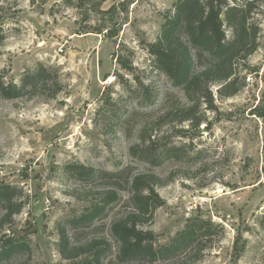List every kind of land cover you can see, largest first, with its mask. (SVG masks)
Returning <instances> with one entry per match:
<instances>
[{"label":"rangeland","instance_id":"rangeland-1","mask_svg":"<svg viewBox=\"0 0 264 264\" xmlns=\"http://www.w3.org/2000/svg\"><path fill=\"white\" fill-rule=\"evenodd\" d=\"M175 1L0 0L5 82L20 84L26 72L43 64L61 85L55 96L54 85L18 98L0 94V185L17 187L15 199L25 202L0 238L12 228L30 246L3 264H70L59 249L61 226L74 241L107 238L112 249L104 264H148L117 257L111 225L131 208L127 189L91 226L69 225L108 184L103 179L92 185L66 173L74 162L160 175L165 183L157 189L165 203L144 226L157 244L169 243L191 216L222 227L201 256L188 253L154 264H264V117L253 113L257 105L264 107V0L250 14L260 29V46L239 61L240 91L221 97L216 84L211 87L216 108L200 107L206 120L199 127L175 123L188 129L184 136L171 135L174 123L160 129L172 143L186 146L187 157L154 166L130 154L146 122L168 103L185 102L184 91L153 68L148 49ZM227 34L232 36L231 29ZM139 82L149 85L151 100ZM128 174L119 178L124 188ZM4 213L0 203V218Z\"/></svg>","mask_w":264,"mask_h":264},{"label":"trees","instance_id":"trees-1","mask_svg":"<svg viewBox=\"0 0 264 264\" xmlns=\"http://www.w3.org/2000/svg\"><path fill=\"white\" fill-rule=\"evenodd\" d=\"M176 0L166 14L157 40L150 44L149 53L152 66L164 73L171 84L184 91L185 102L177 106L168 103L161 112L146 122L139 131V140L130 147V154L154 166H159L170 158H186V146H177L169 141L160 129L174 123L171 135L187 134L188 129L175 127V123L189 122L192 128L199 127L206 119L200 114V107L215 109L211 87L219 85L218 94L230 97L242 88L237 73L239 61L247 60L260 46V29L249 21L250 14L259 0ZM227 28L231 29L229 38ZM103 29L99 30V33ZM107 32H110L109 30ZM117 35L111 32L110 37ZM4 33L0 27V42ZM56 86L53 96L61 88L60 82L52 72V67L40 64L36 69L26 72L20 84L6 83L0 74V94L5 98H18L31 94L41 87ZM139 89L145 91L151 100L150 87L142 82ZM254 114L264 117V107L257 105ZM170 135V136H171ZM169 136V135H168ZM65 171L78 180L94 184L106 179L107 186L100 190L99 197L89 200L86 209L69 220L75 229L89 227L101 218L111 203L122 198L121 191L130 193L131 208L111 225L113 237L119 243L118 258L121 261H141L154 264L180 258L188 253H200L213 242L222 227L211 218L202 215L188 217L167 244H157L152 230L144 228L155 211L165 200L158 187L165 180L155 172H131L129 167L119 170L101 169L81 162L69 163ZM128 171L127 186L119 184L122 173ZM17 187L0 185V203L5 213L0 218V232L12 217L20 212L25 202L16 200ZM21 192V191H20ZM66 226L60 227L59 249L70 264H104V258L112 249L107 238H90L85 241L73 240ZM0 238V264L11 260L16 254L29 252V242L19 237L11 228ZM12 264H27L25 261ZM145 264V263H137Z\"/></svg>","mask_w":264,"mask_h":264}]
</instances>
